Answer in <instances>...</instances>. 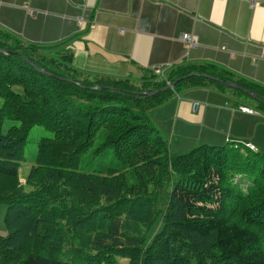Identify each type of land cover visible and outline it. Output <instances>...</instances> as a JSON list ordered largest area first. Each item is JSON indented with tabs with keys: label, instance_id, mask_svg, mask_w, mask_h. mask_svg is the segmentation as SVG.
Listing matches in <instances>:
<instances>
[{
	"label": "trees",
	"instance_id": "1",
	"mask_svg": "<svg viewBox=\"0 0 264 264\" xmlns=\"http://www.w3.org/2000/svg\"><path fill=\"white\" fill-rule=\"evenodd\" d=\"M188 68L166 78L153 72L138 86L92 79L55 47L0 30V183L18 177L30 127L51 132L37 140L27 188L0 186L7 205L0 264H101L117 254L127 264H264V153L227 142L172 154L147 113L180 79L144 91ZM233 82L256 97L214 83L264 108L263 87ZM100 128L103 139L91 152H111L106 165L79 170Z\"/></svg>",
	"mask_w": 264,
	"mask_h": 264
},
{
	"label": "crops",
	"instance_id": "2",
	"mask_svg": "<svg viewBox=\"0 0 264 264\" xmlns=\"http://www.w3.org/2000/svg\"><path fill=\"white\" fill-rule=\"evenodd\" d=\"M0 30L55 47L92 79L126 78L138 86L153 72L166 78L188 66L159 87L180 79L178 88L147 109L171 137L168 149L234 142L264 153V108L214 83L239 78L264 88V0H0ZM220 71L232 80L214 74Z\"/></svg>",
	"mask_w": 264,
	"mask_h": 264
},
{
	"label": "rangeland",
	"instance_id": "3",
	"mask_svg": "<svg viewBox=\"0 0 264 264\" xmlns=\"http://www.w3.org/2000/svg\"><path fill=\"white\" fill-rule=\"evenodd\" d=\"M248 101L252 102V104L254 103L251 100H248ZM1 102H2V99L0 98V104H1ZM7 123H9V122H7ZM4 127H6V123H4ZM99 130H100V132H98V133H100V135H96L90 149L85 154H83L81 161L79 162V165H78L79 170H88V169H97V168L101 169V168H103V166L106 165V161L108 160L111 152L105 153L107 156L106 158H105V155L103 154L102 150L99 151L98 153H95V154H92V152H94V151L91 152V149L94 146H96L98 143H100L103 139L104 129L100 128ZM50 133H51L50 130L46 129L41 124H34L30 127L28 134L26 136V142L24 144V156H23V159L20 161L19 167H18V177L16 178V180L15 179H7L4 182L0 183V186L4 185L5 188H10L11 186H15L17 184V182H19L22 185H24V188H27V185L25 184L26 178H27V175H28L32 165L35 164V159L33 157L36 153L37 140L42 135H49ZM158 133L164 139L166 138L167 144L169 145V141H171V137L169 138V141H168V137L164 134V132H162L160 129H158ZM190 148H188V149H190ZM188 149H186L182 152H186V151H188ZM168 150H170L172 152V154L182 153L181 151L177 152V150H173L171 148V145H170V148ZM30 158H33V159H30ZM233 177H235V175ZM239 184H240V187L242 189L245 188V185H244L245 181H241ZM167 188H168V186H167ZM6 208H7V205L5 203H0V231H6V224L4 222V215H5ZM158 224H159L158 220L156 219L151 224V226L147 230H145V235L147 237L151 236L153 234V232L158 228ZM0 234H2V233H0ZM116 257H117L116 262L107 263L106 261L103 260L101 262V264H127V257L126 256H121V255L117 254Z\"/></svg>",
	"mask_w": 264,
	"mask_h": 264
},
{
	"label": "built area",
	"instance_id": "4",
	"mask_svg": "<svg viewBox=\"0 0 264 264\" xmlns=\"http://www.w3.org/2000/svg\"><path fill=\"white\" fill-rule=\"evenodd\" d=\"M180 39H181L183 42H185L188 46H193V45H194V40L191 38L190 34H188V33H182V34L180 35ZM153 71H155V72H159L160 70H159V68L156 67V68H154ZM196 107H197V103H196V102H192V103H191V108H192V109H195ZM239 108H240L242 111H246V112H251V111H252L251 108H249V107H247V106H243V105H239ZM247 146H248L249 148L252 147L251 144H247Z\"/></svg>",
	"mask_w": 264,
	"mask_h": 264
},
{
	"label": "water",
	"instance_id": "5",
	"mask_svg": "<svg viewBox=\"0 0 264 264\" xmlns=\"http://www.w3.org/2000/svg\"><path fill=\"white\" fill-rule=\"evenodd\" d=\"M43 71H46L45 69H43ZM224 84L225 85H227V86H230V87H234V88H238V89H241L242 91H244L245 93H247L249 96H251V97H256V95H255V93L253 92V91H251V90H249V89H247V88H245V87H242V86H239L238 84H236V83H234V82H231V81H225L224 82ZM166 85H168V84H166ZM165 87V86H164ZM160 90V88H157V89H155V90H152V91H144V93L145 94H152V93H154V92H156V91H159ZM262 102H263V104H264V98L262 99Z\"/></svg>",
	"mask_w": 264,
	"mask_h": 264
}]
</instances>
